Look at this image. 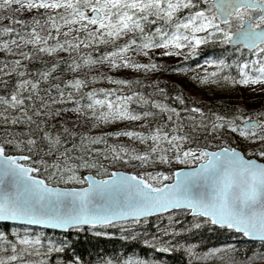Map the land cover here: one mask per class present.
I'll use <instances>...</instances> for the list:
<instances>
[{
	"label": "snow or ice",
	"instance_id": "1",
	"mask_svg": "<svg viewBox=\"0 0 264 264\" xmlns=\"http://www.w3.org/2000/svg\"><path fill=\"white\" fill-rule=\"evenodd\" d=\"M200 55L187 80L212 93L207 105L179 84L102 71L186 75L157 58ZM105 80L117 87L87 88ZM257 85L264 0H0V264H89L69 236L85 226L179 264H264V251L189 242L264 248V111L225 100ZM125 121L136 129L116 128ZM93 264L166 261L113 249Z\"/></svg>",
	"mask_w": 264,
	"mask_h": 264
},
{
	"label": "trees",
	"instance_id": "2",
	"mask_svg": "<svg viewBox=\"0 0 264 264\" xmlns=\"http://www.w3.org/2000/svg\"><path fill=\"white\" fill-rule=\"evenodd\" d=\"M13 15H16L15 13ZM23 18V17H21ZM3 23H7L4 21ZM208 49H205V52H208ZM215 54H219L220 50L219 48L211 50ZM63 55V53H61ZM180 61L184 66H187L188 68L194 67L196 64L201 63L203 60V55L196 56L189 58L188 60H183L182 57H172V58H157L158 63H167L169 65H176L177 61ZM146 62V61H145ZM102 71L105 72L107 75H113L116 78H123L125 76H131L132 78H135L136 76H139L145 85H147L149 79H158L160 81V87H164L165 84H167L169 87L166 89L167 91H171V86L173 84H179L185 91L186 95L189 98L192 99H199L201 100L204 104H209V97H211L212 93L210 91H203L201 92L199 86L193 87L191 82L187 80V75H178L174 72H164L162 75H153L151 73L145 75L143 72L140 73H131V70H114L113 72H107L106 69H102ZM83 75V74H81ZM192 76V75H190ZM189 76V77H190ZM68 78V77H66ZM106 85L109 86H114L109 84L106 80L101 81L96 84H88L87 88L91 87H106ZM264 87V86H261ZM260 87V88H261ZM85 88L84 90H86ZM259 90L255 94H241L238 93L237 90H235L231 96H225V100L231 99L233 101L239 100L241 96L243 97V105L245 109L250 110L252 112H257V111H264V92H261ZM237 89V88H236ZM171 102V101H169ZM133 107H135L133 105ZM248 112L245 111V115H247ZM67 118H73L71 114ZM259 119V117H257ZM125 129H136V122H125ZM113 129H108L105 127L103 131H109ZM231 139V137H229ZM110 143H115L117 141H109ZM120 143L127 144L129 146L131 145L130 141L127 138H120L119 140ZM227 143V141H226ZM223 146V145H220ZM228 146H233L229 144ZM136 147H142V146H136ZM194 166V165H192ZM176 167L184 168L186 167L185 165H173L172 168L175 170ZM168 166H164L163 168H157V170H164L167 172ZM116 170L124 171L126 170L125 168H118ZM97 178H102V177H97ZM171 181H164V183H170ZM179 218V217H178ZM166 222V221H165ZM179 227V225H177ZM37 231H45V230H40L36 229ZM95 231H105L111 233V235L108 236H97L95 235ZM48 233H51L53 237L55 238L58 236L59 233L57 232H52V231H46ZM186 235V234H185ZM70 239L75 243L74 247L75 250L77 251L78 254H83L84 259L86 261H89V264H93L97 260L98 257H105V256H112L113 255V249H115L116 253L119 255H139L142 258L145 257V255L149 257H153L156 259H164L166 261V264H179V257L178 256H173L171 254H164L160 253L157 254L154 251L150 249H146L143 246L128 242V241H121L119 239L120 233L117 228H112V227H106V228H97L94 230H88L87 227L82 230L79 235L76 233H69ZM239 241V243H238ZM190 243H193L197 246V251L200 250L199 246L203 244H207L209 247L213 246H221L223 243H231L233 247L241 248V249H249L251 251L255 252H261L264 251V248L261 247V244H257L254 242H245L244 238L240 236H228L227 240L225 241V238L221 237L219 240H217L214 236H208L207 233H205V236L200 238V239H189ZM125 249H127V252H125ZM71 252V250H70ZM63 258H67L65 255ZM90 258V260H89Z\"/></svg>",
	"mask_w": 264,
	"mask_h": 264
},
{
	"label": "rangeland",
	"instance_id": "3",
	"mask_svg": "<svg viewBox=\"0 0 264 264\" xmlns=\"http://www.w3.org/2000/svg\"><path fill=\"white\" fill-rule=\"evenodd\" d=\"M203 62V60H202ZM202 62L199 63L202 65ZM191 71H189L186 75L189 77L190 75H193V74H197V75H200L202 74V68H196L195 66L190 68ZM107 87H117V86H109V85H106V88ZM256 87V91H252L251 87H241V86H236V90L238 93H241V94H255L257 93V91L259 90V88L261 87V85H257L255 86ZM91 88H96V87H91ZM84 91H87L84 90ZM126 91V89H125ZM235 93V92H234ZM127 122V121H125ZM125 122L121 123V124H118L116 125V128H125ZM108 128V127H107ZM108 129H111V128H108ZM218 145V141H212L210 144L207 145L208 149L209 150H215V147Z\"/></svg>",
	"mask_w": 264,
	"mask_h": 264
},
{
	"label": "water",
	"instance_id": "4",
	"mask_svg": "<svg viewBox=\"0 0 264 264\" xmlns=\"http://www.w3.org/2000/svg\"><path fill=\"white\" fill-rule=\"evenodd\" d=\"M33 227H35V226H33ZM85 227H87V226H85ZM36 229L45 230V231H52V232L60 233V230L42 229V228H36ZM250 242H257V243H260V244H261V242H260L259 240H256V241H250Z\"/></svg>",
	"mask_w": 264,
	"mask_h": 264
}]
</instances>
